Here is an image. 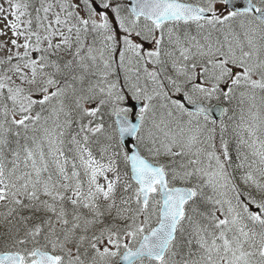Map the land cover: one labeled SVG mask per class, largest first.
<instances>
[{"label":"snow or ice","instance_id":"1","mask_svg":"<svg viewBox=\"0 0 264 264\" xmlns=\"http://www.w3.org/2000/svg\"><path fill=\"white\" fill-rule=\"evenodd\" d=\"M0 264H264V0H0Z\"/></svg>","mask_w":264,"mask_h":264}]
</instances>
